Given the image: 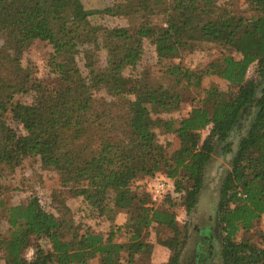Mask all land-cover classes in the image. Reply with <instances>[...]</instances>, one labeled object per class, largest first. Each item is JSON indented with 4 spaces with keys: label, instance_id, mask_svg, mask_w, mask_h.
Listing matches in <instances>:
<instances>
[{
    "label": "trees",
    "instance_id": "16d2710c",
    "mask_svg": "<svg viewBox=\"0 0 264 264\" xmlns=\"http://www.w3.org/2000/svg\"><path fill=\"white\" fill-rule=\"evenodd\" d=\"M219 1L120 0L84 14L80 0H0V173L36 156L71 198H81L92 215L107 216L111 227L102 235L75 224L64 202L52 213L37 197L13 205L0 194L2 264H144L149 257L152 264H179L187 230L186 221L178 225L176 209L184 217L194 210L217 147L223 155L232 152L229 135L247 116L220 182L216 217H207L190 261L196 256L198 264H207L199 249L203 245L210 258L218 244L217 264H264V235L261 244L239 236L264 219V0H246L249 17L233 16L231 0L226 7ZM96 15L127 18L134 28L91 26ZM36 40L53 45L50 85L21 66ZM144 41L154 47L158 64L200 44L219 46L221 55L196 70L167 66L172 84L164 87L122 75L140 62ZM89 48L106 51L104 68L87 61ZM250 67L255 78H247ZM208 77L225 81L228 90L202 88ZM179 87L194 88L198 103L184 117L166 118L180 110ZM101 91L108 101L95 98ZM22 94L31 95L29 104L14 102ZM158 132L174 136L176 146L159 144ZM25 141L27 152L19 150ZM159 179L172 190L153 203L148 187ZM121 226L125 243L115 241ZM153 229L166 237L147 242Z\"/></svg>",
    "mask_w": 264,
    "mask_h": 264
},
{
    "label": "rangeland",
    "instance_id": "374dc122",
    "mask_svg": "<svg viewBox=\"0 0 264 264\" xmlns=\"http://www.w3.org/2000/svg\"><path fill=\"white\" fill-rule=\"evenodd\" d=\"M81 6L83 8V13L88 14L91 11H102L106 7H111L120 0H80ZM228 4L227 0H220L218 6L226 7ZM235 17H249L252 15L247 7L246 0H231L229 4V9H227ZM89 23L91 26H99V28H114V27H126L134 28L127 18L119 16H108V15H96L89 18ZM90 52L88 54L89 58H86L88 62L95 65L96 68H104L106 62V51L100 50L99 48H89ZM54 53L53 45L44 41H34L29 48L25 51L21 58V66L29 67L34 72V77L38 80H43L50 85L48 76L47 61L49 56ZM221 55V48L214 44H200L191 53H184L180 56L178 60H171L169 62L157 63L156 55L154 52V47L148 42L144 41L142 43V57L140 62L135 68L123 71L122 75L125 78L141 77L144 78L149 84H159L162 86H168L172 84L169 76H166L165 68L171 64L181 63V65L189 70H196L210 61L218 59ZM84 57L82 53H79L76 57L77 65L80 68L82 74H86L84 69ZM247 78H255L254 67H250L247 72ZM50 81V82H49ZM54 85V84H52ZM202 88H215L220 92H226L228 85L225 81L218 77H208L203 79ZM178 92L182 96V103L178 113L165 116L173 119H178L186 116L190 110L196 106L199 100L198 92L194 88L179 87ZM95 98L107 99L104 92L95 93ZM31 101V95L22 94L16 96L14 102L29 104ZM251 114V113H250ZM250 116L243 119L229 135L228 143L230 145L231 153L223 155L221 147L218 146L213 157L212 163L209 167L208 174L206 177V182L198 197V204L195 206L191 213L184 217L183 213L179 208L176 209V215L178 220V225L182 227L183 222L186 221L187 230V240L185 247L179 259V264H193L192 250L196 240V236L200 232L207 230V217L212 215L213 218L216 217V207L218 190L220 186L221 179L230 169V160L233 153L236 150L237 144L240 138L245 134L247 123L249 122ZM18 133H22L20 128H16ZM207 130L201 133V139L205 137ZM157 140L159 144L164 145L166 142L171 143L172 148L176 146V141L174 136L160 134L158 132ZM18 147V146H17ZM30 142L25 141L22 145H19V150H30ZM15 150V149H14ZM0 194L7 203L13 205H22L26 203L30 196L37 197L40 205L46 211L56 213L57 203L64 202L68 208L67 218L72 219L75 224L79 226L89 227L95 233L106 235L111 228L108 223V217L103 216L96 217L90 212L85 211L84 203L81 198L74 199L69 196L66 190L62 189L58 183V176L51 170L44 169L36 156L27 157L18 167H16L12 172L7 169H3L0 173ZM126 217L123 216V225L125 224ZM0 215V221H1ZM214 230L217 235L219 234L216 221L213 223ZM123 226L120 227L122 230ZM120 230V231H121ZM167 233L159 231L158 229L150 230L146 235L145 239L148 242L156 243V239L165 238ZM260 235H264V219H261L256 223L254 229L247 234H240V237L249 238L255 244H261ZM115 241L120 243H125L126 238L124 235V230L120 233L117 232L115 235ZM200 250V260L208 261L207 264H217L219 261L218 252L219 245L215 244L212 250V256L207 258V252L205 247L202 245ZM161 253H157L159 256ZM32 255V248L30 247L25 252V258L29 259ZM161 257V258H160ZM160 260L164 261L166 254L160 256ZM195 257V263L198 264V257ZM155 258V257H154ZM148 259V258H147ZM145 259L144 264L150 263V257ZM144 259H141L143 263ZM159 260V259H158ZM95 264V261L92 262ZM2 264V261H0Z\"/></svg>",
    "mask_w": 264,
    "mask_h": 264
},
{
    "label": "built area",
    "instance_id": "2783aa9c",
    "mask_svg": "<svg viewBox=\"0 0 264 264\" xmlns=\"http://www.w3.org/2000/svg\"><path fill=\"white\" fill-rule=\"evenodd\" d=\"M148 188L151 193V201L153 203H159L172 190V184L169 181L159 179L152 181Z\"/></svg>",
    "mask_w": 264,
    "mask_h": 264
},
{
    "label": "crops",
    "instance_id": "0c3cea01",
    "mask_svg": "<svg viewBox=\"0 0 264 264\" xmlns=\"http://www.w3.org/2000/svg\"><path fill=\"white\" fill-rule=\"evenodd\" d=\"M156 252L158 251V250H155Z\"/></svg>",
    "mask_w": 264,
    "mask_h": 264
}]
</instances>
